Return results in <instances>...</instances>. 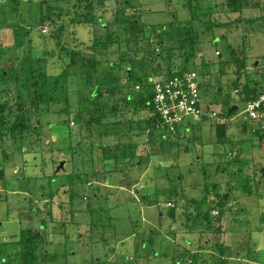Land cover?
Listing matches in <instances>:
<instances>
[{
  "label": "rangeland",
  "instance_id": "obj_1",
  "mask_svg": "<svg viewBox=\"0 0 264 264\" xmlns=\"http://www.w3.org/2000/svg\"><path fill=\"white\" fill-rule=\"evenodd\" d=\"M248 1L240 12L229 0H0V131L5 124L15 132L5 141L0 134V264L23 262V230L44 237L38 264H173L185 251L189 264L187 250L196 247L202 264H264V141L251 122L247 131L241 125L250 87L264 89V0ZM185 24L195 27L198 49L186 47L195 52L188 61L205 71L210 111L181 134L148 135L150 112H134L140 105L124 98L138 100L146 77L167 71L169 60L156 56L162 37L175 48L174 67L187 62L182 36L168 35ZM128 67L141 80L130 79ZM110 73L122 91L110 96L112 106L125 109L103 117L108 98L99 92L114 88ZM93 116L103 127L118 123L96 137L87 124ZM93 140L102 147L93 149ZM193 200H204L211 225L194 222Z\"/></svg>",
  "mask_w": 264,
  "mask_h": 264
},
{
  "label": "trees",
  "instance_id": "obj_2",
  "mask_svg": "<svg viewBox=\"0 0 264 264\" xmlns=\"http://www.w3.org/2000/svg\"><path fill=\"white\" fill-rule=\"evenodd\" d=\"M42 2H44V0H42ZM248 3H249L248 0H229V5L232 8L231 10L240 11V12L243 10V6L242 5L245 6ZM16 4H20V1H16ZM89 15L91 16L90 13H89ZM189 20H193V15L190 17ZM133 21H134L133 24H136V19L133 20ZM226 25H229V23L226 24ZM162 28H163L162 30H167L166 26H163ZM194 28L195 27L192 26V25L188 26V24H185V25L177 26L176 27V31H173L174 28L171 31H168V35L169 36H171V35L182 36V38L184 39V41H182V43H180V45H181L180 48L183 49L182 53H183V56L185 57L187 62L183 63L181 66L174 67V65L171 63L170 60H171V58L173 56L169 55V54H172L173 51H175V48L169 46L168 40L166 38H163V37L158 40V45L161 48L159 49V52L156 53L157 58L161 59V57H164L165 59L169 60L168 61L169 63H168L167 71L164 73L165 75L173 76L175 74H178V72H185V71L191 70V68H190L191 66L190 65L192 63L189 62L188 60L190 59L191 56H193L195 54V52H192L191 50L186 49V47L188 45L190 47H194V51H197V49H198L197 45H196V37L195 36H194V38L191 37L195 33ZM26 33H27V30H26L25 26H20V27H17L15 29L16 45L17 46L21 47L24 44V39H25L24 37H25V35H27ZM187 36H189L191 38L192 44H190L191 42L190 43L185 42V38ZM91 48H93V46ZM164 51L168 52V55L165 56ZM70 54H73L72 61H75V57H77L79 52L76 51V50H72L70 52ZM218 55H221V52H219ZM239 59L240 58H238V60ZM100 61L101 60H97L96 62L94 61L95 63L94 62L92 63V66H95L98 69V71H99V68H100V66L98 67V65L101 64ZM203 61L207 62V64L211 62V61H209V59H203ZM203 61H202V63H204ZM239 62L241 63L240 65L243 68H245L242 60H240ZM205 64H203V65H205ZM109 66H111V65H109ZM204 72H205L204 69L200 70L199 71V75L203 76ZM112 73L107 74L108 77L106 76V78H109V83L110 84H112V83L115 84L114 88H107V89L101 90L99 92L100 93V98H101V96H105V98H108L105 103L101 102L102 106H100V109L102 111L103 117H106L109 114L116 115L118 111H121V110L125 109V105L121 106V104H119V106H115L114 107V106H112L113 104L110 101V96L111 95H113V94L115 95V93L117 91L122 92L120 90V87L117 86V84H116L117 83V79L116 78H118V77H115L116 73L115 74H112ZM126 73L128 74V77L130 79H132V80H135V81L136 80H141V76H140V78H139V76L138 77H134V73L132 72L131 68H129V67L125 70V74ZM160 74L161 73L157 69V70H155V72L151 73L150 76L146 77V82H147L148 85L143 87L144 89L142 91H140V96H139L138 100L134 99L132 97V95L128 94V93H127L126 97L124 98L128 104H131V102H133L135 100V104L138 103V105H140V107H136L134 109V112H138L139 110L142 111V110H145V109H147V111L150 112V116H148V118L146 120V121H148V126H145L144 133L146 132L148 135H152V136L156 135L155 132L158 131V129L156 128V125L158 124V122H160V120H159L158 116L153 114V103H152V99H153V93L152 92H153V89H152L151 80L154 77L160 76ZM88 79H89L88 82L92 83L90 75H89ZM32 85H33V83H32ZM32 85H31V88H33ZM200 85L203 86V82L202 81L200 82ZM106 90H107V93H106ZM263 90L264 89H262L261 87H255V83H253V87L252 86L250 87V92L246 96L245 100L247 101V100H249V99H251L253 97H256ZM93 95H95V93H93ZM98 96H99V94H98ZM6 103L7 102H5V106H6ZM0 108H1V106H0ZM129 110H131V109H129ZM123 114H125V115H123L121 120H119V123L125 124V126H126V122H130V121H129V118L126 116V113H123ZM117 123L118 122H113L111 124L110 128L114 129L116 127ZM248 123L249 122L247 121V125H248ZM87 124H88V126L90 125V128L92 130V134L96 135V137H97V135L98 136H102L103 134H107V132L110 131V128H108L107 125H106V127H103L101 122L99 121V119L96 118L95 116H93V119L89 120L87 122ZM32 128H33L32 124H29V130L30 131H31ZM248 128H250V125L248 126ZM25 129L26 128H22V130L20 132H18V133H20V135L23 136L26 133L25 131H27ZM125 131L128 132V127H127V130H125ZM0 132H1L0 134H1V138L3 139V141H5V139L9 136L10 133H15V132L12 131V127L11 128H7L5 124H3ZM178 133H180V132H178ZM218 134L221 137H223V135L225 134V129L224 128H220ZM256 134L259 137L261 136L260 133H256ZM161 136L164 137L165 133H163V135H161ZM95 141L96 140L92 141V147H93V149L96 148V150H97L98 148H101L103 144L100 143L99 145H96ZM261 141H263V139H261ZM129 147L131 149H134L137 146H136V143H131V144H129ZM108 150H110V149H108ZM123 155H126V154H123ZM113 156L116 157L118 155L114 154ZM104 157L108 158V159L110 157L112 158V156H110V155H107V156L105 155ZM130 159H131V161L134 162V160L137 159V158H135V156L132 155V157ZM139 160H140V158H139ZM95 168H96V166H95ZM0 173H3V170H1ZM62 184L64 185V183H62ZM70 193L73 194V191H71ZM54 194H55V191H52L51 196L54 197ZM192 203L199 210V212L195 216L191 215L193 217L194 222H198V220L203 218V219L207 220V223H209L211 225V223H212L211 222L212 221V214L211 213L212 212H210V211H202L201 210V206L204 203V200H193ZM224 205H225L224 202L223 203L220 202V203L217 204V207H220V209L222 211L223 208L225 207ZM221 211H219V214H220ZM191 216H190V218H191ZM215 217H217V216H215ZM201 222H203V221L201 220ZM221 225L222 224H220L218 226V230L222 229ZM28 231L29 230H23L21 232V240L19 241V243H21L22 246H23L22 247V257H21L23 259V262H21V264H38L39 258L37 256V252H38L39 247L41 246V243H43L44 237L41 236V234H37L35 237H33V236L29 237L28 236ZM218 249L220 251H222V253L225 251L223 246L220 245V244L218 245ZM187 251L189 253L191 252V254H189V256L192 257L189 264H202L201 262H203L204 258H202V259L200 258V257H202V254H200V256H199V254H197V252L201 251L200 248L196 247L195 249L192 248L191 250L188 249ZM44 253H45V250H44ZM46 254H48V253L46 252ZM186 255H188L186 251L185 252H176L174 255H172L171 260L173 261V264H183L184 261H185V256ZM53 257H55V256H53ZM109 264H114V263H109ZM212 264H214V263H212Z\"/></svg>",
  "mask_w": 264,
  "mask_h": 264
},
{
  "label": "built area",
  "instance_id": "obj_3",
  "mask_svg": "<svg viewBox=\"0 0 264 264\" xmlns=\"http://www.w3.org/2000/svg\"><path fill=\"white\" fill-rule=\"evenodd\" d=\"M154 78L151 80L153 114L160 120L156 128L166 136L177 134L192 123L191 119L204 115L206 107L201 95L202 79L196 70L178 72L173 76L164 74ZM244 111L248 114L252 131L260 133L264 141V90L246 101ZM213 114L216 115V112ZM71 124H75V121L72 120ZM138 188L140 186L131 189L137 197L140 194ZM167 205L175 204L168 201Z\"/></svg>",
  "mask_w": 264,
  "mask_h": 264
},
{
  "label": "water",
  "instance_id": "obj_4",
  "mask_svg": "<svg viewBox=\"0 0 264 264\" xmlns=\"http://www.w3.org/2000/svg\"><path fill=\"white\" fill-rule=\"evenodd\" d=\"M36 83H34L35 85ZM238 108V105H234L233 108L231 109V112L234 110V109H237ZM242 127H243V131H247L248 130V125H247V121H244L242 122Z\"/></svg>",
  "mask_w": 264,
  "mask_h": 264
},
{
  "label": "crops",
  "instance_id": "obj_5",
  "mask_svg": "<svg viewBox=\"0 0 264 264\" xmlns=\"http://www.w3.org/2000/svg\"><path fill=\"white\" fill-rule=\"evenodd\" d=\"M206 108H207V109H210V106L207 105ZM247 121L249 122V120H247ZM189 129H190V128H189ZM259 138L262 139L261 136H260ZM108 179H109V178L106 177V181H105V183H107V184H109V182H107ZM91 183H92V182H89L88 184L90 185ZM105 183H104V184H105ZM64 184H66V183H64ZM62 186H64V185L61 184V185L58 187V189H60ZM133 187H134V186H133ZM133 187H132V188H133ZM132 188H131V189H132ZM95 196H96V193H95ZM136 197H137V196H136Z\"/></svg>",
  "mask_w": 264,
  "mask_h": 264
},
{
  "label": "flooded vegetation",
  "instance_id": "obj_6",
  "mask_svg": "<svg viewBox=\"0 0 264 264\" xmlns=\"http://www.w3.org/2000/svg\"><path fill=\"white\" fill-rule=\"evenodd\" d=\"M36 83V82H35ZM34 84V83H33ZM247 121V120H246Z\"/></svg>",
  "mask_w": 264,
  "mask_h": 264
}]
</instances>
